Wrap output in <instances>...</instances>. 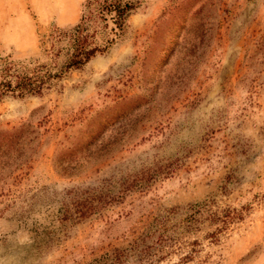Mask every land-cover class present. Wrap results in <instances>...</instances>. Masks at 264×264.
<instances>
[{
    "label": "rangeland",
    "instance_id": "374dc122",
    "mask_svg": "<svg viewBox=\"0 0 264 264\" xmlns=\"http://www.w3.org/2000/svg\"><path fill=\"white\" fill-rule=\"evenodd\" d=\"M84 1L0 0V56L37 58ZM143 1L60 90L0 101L28 143L0 166V264H89L174 224L157 264H264V0Z\"/></svg>",
    "mask_w": 264,
    "mask_h": 264
},
{
    "label": "trees",
    "instance_id": "16d2710c",
    "mask_svg": "<svg viewBox=\"0 0 264 264\" xmlns=\"http://www.w3.org/2000/svg\"><path fill=\"white\" fill-rule=\"evenodd\" d=\"M144 4L143 0H85L79 21L70 28L53 26L40 41L37 58L16 59L11 54L0 56V101L5 98L40 97L51 90H60L69 72L79 70L97 56L108 53L128 32V19ZM26 128L0 132V166L17 168L26 160ZM86 211H77L81 215ZM202 203L190 205L187 221L198 219ZM65 206L63 219L72 218ZM227 220L231 219L229 215ZM179 225L171 229L156 228L124 249L95 259L89 264H157L162 253L176 245ZM216 238V233L213 235ZM196 241L182 261L195 254ZM168 253V252H167ZM162 254V255H160Z\"/></svg>",
    "mask_w": 264,
    "mask_h": 264
}]
</instances>
